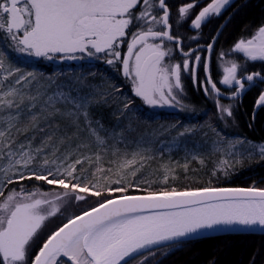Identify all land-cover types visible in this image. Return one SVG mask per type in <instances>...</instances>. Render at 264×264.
I'll list each match as a JSON object with an SVG mask.
<instances>
[{"label":"snow or ice","instance_id":"6c2138e0","mask_svg":"<svg viewBox=\"0 0 264 264\" xmlns=\"http://www.w3.org/2000/svg\"><path fill=\"white\" fill-rule=\"evenodd\" d=\"M230 3L231 0H212L191 21V27L199 30L202 23L212 15H220ZM195 6L196 3L181 6L177 24L184 21ZM136 8H140L138 14L134 12ZM158 11L162 15H158ZM169 21L166 0H0V32L4 33L6 41L11 40L9 46L17 53L45 59H53V54H61L62 59H79L76 53H86L88 57L103 53L112 57L106 60L109 65L118 60L122 62L124 76L132 74L134 95L152 106L175 100L173 88H181V71L191 72L194 83L203 86L206 96H221L223 93L213 81L207 61L204 62L205 79H196L195 73L203 58L196 54V49L183 50L182 38L171 34ZM133 24L139 25V29L132 33L128 53L122 57L117 49ZM150 39L160 42L149 43ZM165 40L180 48L185 57L182 66L163 63L172 52V49L163 50ZM207 48L211 52L213 44H208ZM230 51L241 53L245 61H264V25L251 38L238 40ZM193 55L195 67L189 59ZM227 55L220 53L222 60ZM132 56L134 62L130 59ZM4 59V54L0 53V71L5 72L0 76V264H66V261L71 264H129L130 260L156 247L173 248L205 230L234 226L264 229V189L205 188L121 195L98 201L79 215L69 217L48 236L32 258V244L40 230L65 203L72 198L85 200L81 192H91L96 197L102 195L101 191L93 190L96 185L86 187L71 182L79 180L75 171L76 165L83 162L81 159L66 166L58 159H48L45 149L55 148L50 142L60 130L49 121L56 116L71 118L79 133L82 115L84 130L99 144L104 141L98 129L92 127L88 112L92 101L88 95L74 97L63 90L49 95L51 81L47 87L25 92L16 85L31 88L36 74L24 73L15 67L4 69ZM244 70V65L236 61H228L223 67L219 84L232 90V99L240 95L246 84L264 83V73L242 75ZM13 77L14 83H9ZM129 103L124 107L128 108ZM57 104H71L74 110L61 111ZM256 106L264 107V92L259 95ZM217 107L222 115L225 112L232 115L230 107L225 108L218 100ZM29 132L33 135H26ZM36 133L45 136L34 146ZM20 136H24L22 142H18ZM63 142L62 137L60 143ZM237 143H248L249 153L255 151L264 158V143L252 145L240 140ZM40 156L44 159L39 169H30L29 165ZM67 158L65 156V160ZM227 163L221 161V165ZM14 176L19 180L34 177L63 189L71 186L72 191L45 193L35 188L28 192L21 187L19 191L10 190L5 196L3 189L14 182ZM164 179L166 181L167 176ZM108 191L126 193L127 189L109 188ZM146 211L151 214H143Z\"/></svg>","mask_w":264,"mask_h":264},{"label":"trees","instance_id":"16d2710c","mask_svg":"<svg viewBox=\"0 0 264 264\" xmlns=\"http://www.w3.org/2000/svg\"><path fill=\"white\" fill-rule=\"evenodd\" d=\"M191 1L193 0H166V4L172 12H175L178 6H185ZM210 2L212 0H200L191 9L192 13L186 19L185 24L174 26L171 29V34L182 38L184 51L197 47L196 52H201L203 59L195 75L199 81L205 79L203 68L207 58L205 49L208 44H213L212 54L209 58L210 75L222 91L229 93L231 90L219 84L218 57L221 52L228 53L236 58L241 57L240 53H232L230 50L238 40L250 38L260 26L264 25V0H234L224 12L204 24L200 31L191 28L190 23L196 17V14ZM129 32L130 28L128 29ZM193 33L198 34L197 39H191L194 36ZM10 44L11 40L6 41L4 33L0 32V53L4 54L5 57L4 69L15 67L19 68L21 72L36 74V81L33 82L31 88L25 87L23 84L16 85V87L25 92L29 90L35 92L36 88L47 87L48 82L51 81L52 86L48 89L49 95L58 90L70 92L74 97L88 95L92 101L88 109L89 118L92 121V127L98 129V134L103 140L106 130L112 137H127L129 129L124 127L123 118L128 117L129 113L133 112L135 119L143 121L144 129L150 124L161 125L168 122L185 124L211 120L218 128L222 129L220 131L229 136L248 140L252 145L264 143V107L257 108L256 106L257 98L263 86L261 82L252 84L238 98L228 99L232 115L226 117L224 124H219L216 108L209 103L202 87L194 83V78L189 72L182 71L180 97L184 96L189 105L197 109L196 119H188L186 116H182L183 111L150 110L148 104L144 103L141 97L134 95L131 80L129 77L124 76L122 62L118 60L113 65H109L106 60L112 57H106L103 53L97 54L95 57H84L81 60L54 61L17 53L9 46ZM117 50L120 51L123 57L126 44H119ZM172 58H175V62H179L181 66L183 65L185 57L182 55L180 48L176 49ZM236 62L240 64L239 61ZM244 69L242 75L256 70L264 73V61H248L244 65ZM4 74V71H0V76ZM14 79V77L10 78L9 83H14ZM126 103H129L128 108L124 107ZM57 107L61 111L74 110L71 104H57ZM180 107L182 109V106ZM79 119L81 128L79 133L71 123V118L56 116L49 121L53 125H58L60 130L56 132L50 142L55 145V155L53 153L46 154L49 160L58 159V162L63 161L65 166L81 159L83 162L76 165L75 171V176L79 180L71 182L86 187L96 185L93 190L102 192L100 197L91 196L79 201L84 207L77 209L75 215L96 205L98 201L120 194L227 185L264 187V158L256 152L242 154L236 161L226 165L206 159L176 160L166 156H151V164H142L135 175L129 172L128 165L123 163L126 158L113 159L120 161L122 164L107 161L104 165L101 156H99V160L91 158L90 154L100 151V146L93 145L92 141H96L95 137L90 136L84 130L85 124L82 115ZM97 121L99 124H97ZM48 131L51 132L52 129H48ZM26 135L31 136L33 133L29 132ZM35 135L34 146L41 143L45 134L36 133ZM82 136L85 138V142L83 139H78ZM62 137L64 142L60 143ZM23 140L24 136L18 138V142ZM133 142L134 146L150 144L151 147H156L159 145V142L155 141V137L146 134L137 135ZM56 148H58V151H56ZM65 156L68 157L67 160H65ZM43 159L44 156L38 157L33 164L29 165V168L39 169ZM50 167L54 168L53 165H50ZM145 172H150L160 178L167 176V180L162 179L143 183L128 179ZM92 174L97 175L101 182L94 179ZM125 178L127 179L116 183V179ZM13 180L14 182L8 184L3 191L23 187L30 191L39 188L41 192L52 193L59 186L56 184L49 185L43 180H36L34 177L19 180L14 176ZM121 187L126 188L127 192L109 193L108 191L109 188ZM60 191L62 192L59 193H64L63 189ZM43 239L42 236H39V241L35 243L31 250V257L45 240ZM147 264H264V234H224L189 239L182 244H177L168 251L157 250L155 254L148 258Z\"/></svg>","mask_w":264,"mask_h":264},{"label":"rangeland","instance_id":"374dc122","mask_svg":"<svg viewBox=\"0 0 264 264\" xmlns=\"http://www.w3.org/2000/svg\"><path fill=\"white\" fill-rule=\"evenodd\" d=\"M199 1L200 0H198V2ZM233 1L234 0H231V3ZM157 2H158V0H157ZM198 2H197V0H193L190 3H196L197 4ZM181 6L182 5L178 6V8L175 12H172L169 9L170 10V21H169V23L171 25V29L174 26L184 25L186 22V19L192 13V10H190V14L186 17V19L184 21H182L181 23L177 24V20L179 18V11L178 10ZM206 6H204V7H206ZM228 6H226V8ZM204 7H202L200 9V11ZM224 10H222V12H224ZM139 11H140V8H136L134 10V12L136 14H138ZM199 12L197 14H199ZM158 15H162V12L158 11ZM216 16H218V15H212L207 20V22L211 18L216 17ZM207 22L202 23V26L204 24H206ZM190 25H191V23H190ZM202 26H201V28H202ZM201 28L199 30H197V29H195V30L200 31ZM138 29H139V25L133 24L132 26H130V32L128 33V30H127V35L125 37L121 38L120 45L126 44V51H125L124 55H127V53H128L127 45L132 39V33L138 31ZM145 30H146V28H145ZM193 35L195 37H198L197 33H193ZM247 39H249V38H247ZM159 42L160 41H158V40L157 41H152L151 39L149 40V43H159ZM172 43L173 42L165 40L163 42V45H162V48L165 51L168 49H172L171 54L169 56L165 57V59L163 61V63L165 65L179 64V62H175V58H172V55L174 54L176 49H179V48L176 47L175 44H172ZM192 43H195V42H192ZM193 49H197V47H194ZM205 50H206L205 55H207L208 48L206 47ZM196 54L201 55V52H196ZM211 54H212V51H211ZM75 55L81 57V58H79V60L83 59L84 57H88V55L86 53H84V54L76 53ZM240 55H241L240 58H236V57H233L230 54H228L223 60L221 59V57L219 55L218 60H217V68L219 70L218 73L220 74L219 81L222 78L223 67L226 65V63L228 61H239L240 64L246 65V63L248 61H245V59L243 58V55L241 53H240ZM53 56H54V58L49 59V60H54V61L66 60V59L61 58V54H53ZM34 58H36V57H34ZM130 59H131V61L134 62L135 57L132 56ZM189 59L192 63V66L195 67V55L189 57ZM183 61H184V59H183ZM199 66H200V64H199ZM198 68H197V70H198ZM197 70H196V73H197ZM253 72L263 73L259 70H256ZM185 73H187V72H185ZM196 73H195V75H196ZM189 74H191V76L194 78V76L191 72H189ZM244 74H248V73H244ZM180 76L182 78V71H181ZM128 77L131 80L132 86H133L132 74H130ZM195 77L197 79V76H195ZM180 81H181V79H180ZM172 83L173 84L175 83L174 78H172ZM251 85L252 84H246L245 90L250 88ZM201 87H202L203 93L205 95L204 88L202 85H201ZM228 90H231V89H228ZM165 91H167V89H165ZM262 92H264V83H263L262 90H261L260 94ZM173 93L175 94V100L174 101H171L169 104L158 103L155 106L148 105V108L152 111L161 110L163 112L183 111L182 116H186L188 119H193V118L196 119L197 118V112H198L197 109L191 107L189 105L187 99L184 96L180 97V89L173 88ZM229 93H232V90ZM238 97H236V98H238ZM206 98L209 101V103L214 105V107L216 108L219 124H224L226 122L225 121L226 117H229V115L226 112L223 115L221 114V112L219 111V109L217 107V100L219 101L220 105H223L225 108H229L230 105H229L228 99L224 100L222 98H218L215 96H206ZM180 106H182L183 110L181 109ZM123 124H124L125 128L129 129V133L127 134V137H125V138L112 137L108 134V131L106 130L104 132V140H103L104 143L103 144H99L97 141H92L93 145H99L100 146V151H97L96 153L92 152L90 154V156L93 160H94V158L101 156L102 161L104 162V165L107 163V161L122 164L120 161L113 160V159L126 158L123 163L128 165V171L131 173H133V172L137 173L138 168L142 164H146V163L151 164V160H150L151 156H166L168 158H173L176 160H179V159L189 160L191 158H197L199 160L206 159V160H210V161L218 162V163H221V161H227L228 163H230V162L236 161L240 155L249 153V151H248L249 144L248 143H244V144L237 143L238 140L246 141V142H248V140L241 139V138L234 137V136H229V135L225 134L223 131H220L222 129L218 128L215 125V123L212 122L211 120H203L202 122H199V123H185V124H177L175 122H168L166 124H161V125L160 124H150L148 127H146L144 129L143 128V121H139V120L135 119L134 113L130 112L128 117L123 118ZM139 132H141V133H139ZM181 133H184V134L180 135ZM145 134L149 135L151 137H155V141H158L159 145L156 147H151L150 144H148L146 146L145 145L144 146H134L133 139L137 135H145ZM78 139L79 140L83 139V141L85 142V138L83 136L78 138ZM51 145H54V144H51ZM54 150H55L54 147H48L45 150V154H47V153L52 154L54 152ZM253 152H255V151H253ZM148 156H149V158H148ZM129 161H134V162L128 163ZM198 167H200V166H198ZM92 176H94V179H96L98 182H101L99 180V178L97 177V175L92 174ZM164 178L156 177V175H153L150 172H145V173L140 174L138 176L129 177L128 179L132 180V181H141L143 183H149V182L156 181V180H162ZM126 179L127 178L116 179V181L119 180L121 182V181H124ZM61 189H63V188L58 186V188L56 187V190L54 192H57V193L62 192V191H60ZM16 190L19 191L20 189L17 188ZM25 190L28 192H31L30 190H27V189H25ZM9 191L10 190L4 191V195L6 196ZM63 191L64 192H66V191L71 192L72 191L71 186L69 187V189H63ZM79 194L85 196V199L93 196V195H91V192H81ZM83 207L84 206L81 202L76 201L74 198L70 199L67 203H65L63 205L60 212H58L56 215L50 217L45 222L43 228L40 230L41 233L39 232L40 234L36 237L33 244H35L39 241V236H42L45 239L63 221H66L69 217L74 216L77 209H82ZM160 249L168 251L172 248H166L163 246L154 248V249H152L151 252H145L143 255H140V256L136 257L135 259L130 260L129 264H141V261H146V264H147L148 258L152 254H155V252L157 250H160Z\"/></svg>","mask_w":264,"mask_h":264},{"label":"water","instance_id":"95a60500","mask_svg":"<svg viewBox=\"0 0 264 264\" xmlns=\"http://www.w3.org/2000/svg\"><path fill=\"white\" fill-rule=\"evenodd\" d=\"M210 54L211 52H207V58H206V61L208 62L209 64V58H210ZM204 72H205V69H204ZM252 73H257V72H252ZM250 73V74H252ZM245 75H248V74H245ZM218 87V85H217ZM219 88V87H218ZM220 89V88H219ZM221 90V89H220ZM245 91V89L240 93L242 94L243 92ZM221 92L223 93L221 96H219L218 98H222V99H232V93H227V92H224L221 90ZM238 97V96H237ZM252 187H255L257 189H264V187H257V186H244V185H236V186H231V185H227V186H210V187H201V188H189V189H182V190H174L175 192H186V191H196V190H203L205 188H212V189H249V188H252ZM173 191V190H172ZM172 191H158V192H155V193H159V192H172ZM148 193H153V192H143V193H128V194H120V195H117V196H112L110 198H107V199H111V198H118L119 196L121 195H134V196H140V195H146ZM106 200V199H105ZM104 201V200H103ZM102 202V201H101ZM95 206V205H94ZM93 207V206H92ZM91 208V207H90ZM89 209V208H88ZM87 210V209H86ZM81 213V212H80ZM80 213L76 214V215H79ZM145 215H149L151 214V212H145L143 213ZM66 221H64L63 223H66ZM62 223V224H63ZM62 224L60 226H62ZM60 226H58L54 231H56ZM53 231V232H54ZM245 233H251V234H264V229H261L259 227H256V228H253V229H242V228H239L238 226H234L233 228L231 229H213V230H205L199 234H195L189 238H187V240L189 239H195V238H199V237H204V236H212V235H224V234H245ZM52 234V233H51ZM50 234V235H51ZM49 236V235H48ZM47 236V238H48ZM47 238L42 242V244L39 246V248L37 249V251L35 252V254L33 255L32 258L35 257L36 253L39 251L40 247L43 246V243L47 240ZM160 247V246H159ZM157 248V247H156ZM65 261H66V258H64ZM66 264H71L70 261H66Z\"/></svg>","mask_w":264,"mask_h":264},{"label":"flooded vegetation","instance_id":"af4514ba","mask_svg":"<svg viewBox=\"0 0 264 264\" xmlns=\"http://www.w3.org/2000/svg\"><path fill=\"white\" fill-rule=\"evenodd\" d=\"M34 245H35V244H33V245H32V248H31V250L33 249Z\"/></svg>","mask_w":264,"mask_h":264}]
</instances>
